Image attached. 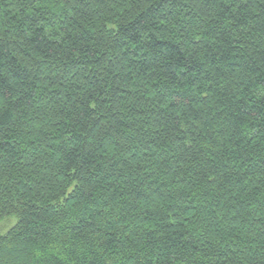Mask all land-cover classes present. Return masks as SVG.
Segmentation results:
<instances>
[{"label": "trees", "instance_id": "obj_1", "mask_svg": "<svg viewBox=\"0 0 264 264\" xmlns=\"http://www.w3.org/2000/svg\"><path fill=\"white\" fill-rule=\"evenodd\" d=\"M0 264H264V0H0Z\"/></svg>", "mask_w": 264, "mask_h": 264}]
</instances>
